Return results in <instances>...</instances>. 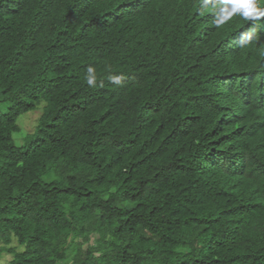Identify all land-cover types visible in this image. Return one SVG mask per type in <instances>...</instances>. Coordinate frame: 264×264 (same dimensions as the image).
Listing matches in <instances>:
<instances>
[{
	"label": "trees",
	"instance_id": "16d2710c",
	"mask_svg": "<svg viewBox=\"0 0 264 264\" xmlns=\"http://www.w3.org/2000/svg\"><path fill=\"white\" fill-rule=\"evenodd\" d=\"M252 4L245 17L228 0H0L9 264H264Z\"/></svg>",
	"mask_w": 264,
	"mask_h": 264
},
{
	"label": "rangeland",
	"instance_id": "374dc122",
	"mask_svg": "<svg viewBox=\"0 0 264 264\" xmlns=\"http://www.w3.org/2000/svg\"><path fill=\"white\" fill-rule=\"evenodd\" d=\"M43 106V103H41ZM42 107H38L35 110L26 112L22 115H20L17 119V123L19 124L20 128H21V133H15L13 136V138H15V140L17 142H19L21 140V137L23 136V134L25 132L31 131L34 129V126L37 122V118L39 116V114L41 113ZM10 255L7 253H3L0 255V264H9V260H10Z\"/></svg>",
	"mask_w": 264,
	"mask_h": 264
},
{
	"label": "snow or ice",
	"instance_id": "6c2138e0",
	"mask_svg": "<svg viewBox=\"0 0 264 264\" xmlns=\"http://www.w3.org/2000/svg\"><path fill=\"white\" fill-rule=\"evenodd\" d=\"M233 5L232 12L243 11L244 16L249 17L255 13L252 0H228Z\"/></svg>",
	"mask_w": 264,
	"mask_h": 264
},
{
	"label": "clouds",
	"instance_id": "9594fccd",
	"mask_svg": "<svg viewBox=\"0 0 264 264\" xmlns=\"http://www.w3.org/2000/svg\"><path fill=\"white\" fill-rule=\"evenodd\" d=\"M261 15H264V12H261L260 13ZM244 15V14H243ZM246 17V16H245ZM89 71H91V70H89ZM119 79L117 78L116 80H115V83H117V84H119ZM87 83H88V85L89 86H94V83H95V81H94V78H92V77H89L88 78V80H87Z\"/></svg>",
	"mask_w": 264,
	"mask_h": 264
}]
</instances>
